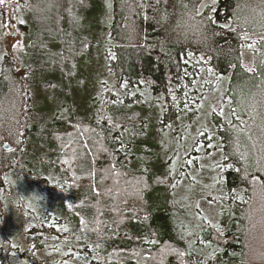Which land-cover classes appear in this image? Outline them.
Here are the masks:
<instances>
[{"label": "trees", "instance_id": "1", "mask_svg": "<svg viewBox=\"0 0 264 264\" xmlns=\"http://www.w3.org/2000/svg\"><path fill=\"white\" fill-rule=\"evenodd\" d=\"M10 2L0 0V19L7 18ZM96 5L97 0H15L12 6L5 32L27 31V63L12 86L27 91L16 119L0 121V264H252L248 230L257 188L264 190V152L256 164L254 155L247 157L242 132L232 130L229 140L222 131L211 134L209 140L221 138V216L217 228L191 236L194 229L183 209L180 218L193 229L186 236L189 248L174 238L176 231L185 235L175 227L176 216L165 204H152L153 193L174 186L178 177L146 169L152 145L134 137L151 115L141 108L142 96L131 94H164L166 117L186 114L197 100L193 87L199 79L213 71H233L234 76L243 71L246 30L237 20L264 8V0H113L111 33L121 45L109 68L111 87L121 92V108L108 105L101 122L74 115L57 127L44 126L36 88L51 77L63 82L79 76V64L93 44L80 22ZM19 13L27 25L17 20ZM127 30L131 36L125 37ZM3 64L1 78L18 63L5 54ZM35 137L49 144V163L62 176L58 183L44 181L40 191L76 218L70 232L63 227L62 233L59 221L38 215L26 231L9 221V200L16 197L15 182L28 174L29 144ZM18 201L14 210L25 224L31 216L23 210L24 200Z\"/></svg>", "mask_w": 264, "mask_h": 264}, {"label": "rangeland", "instance_id": "2", "mask_svg": "<svg viewBox=\"0 0 264 264\" xmlns=\"http://www.w3.org/2000/svg\"><path fill=\"white\" fill-rule=\"evenodd\" d=\"M14 4L15 0H11L6 9L7 18L0 19V72L5 54H9L18 63L14 70L11 69V73L7 70L8 77H0V121L10 117L16 119L21 95L27 91L25 87L16 90L12 86L15 85V80L20 81L23 63H27L24 56L27 31L15 27L5 32L10 27ZM260 9L237 20L238 27L246 30L244 38L247 44L242 53L243 71L235 76L233 71L224 75H216L213 71L199 79L193 87L194 98L197 100L191 102L186 114L178 115L177 118L166 117L164 94L154 95L147 91L145 95L142 90L131 94V97L142 96L139 101L142 103L141 108L152 116L147 121L148 124L144 125V134L140 132L139 137H134L135 140L144 137L152 145V158L146 169L178 177L174 186L153 193L155 196L152 204L163 203L176 216L175 227L185 235L176 231L174 238L186 243L189 248L191 242L186 236L189 237L193 229L191 236L208 228H217L221 216L220 193L222 184L224 186L225 183L220 164L222 151L217 148L221 138L209 140L211 134L222 131L225 139L229 140L232 130L242 132V141L245 149H248L247 157L254 155L255 163H259L264 152V8ZM19 15L20 13L17 14V20L27 25L26 21L19 19ZM113 18V0H97L95 9L84 15L80 22V30L87 31L92 36L93 44L89 54L79 64V76L63 82L58 77H51L36 88L38 100L42 102L44 126L57 127L74 115L87 116L101 122L108 105L114 110L121 108V92L111 87L114 78L109 68L116 48L121 45V41L112 37ZM120 31L118 35L121 37ZM127 34L131 36V30L125 32V37ZM34 88L29 89L33 97ZM239 124L243 126L241 130H236ZM142 128L143 126L135 127L137 131ZM130 134L131 128L125 131L126 139ZM204 140L208 142L205 143ZM195 150L209 157H197ZM28 152V174L18 178V183L15 182L18 189H13L16 197L9 200V221L16 226L23 225L26 231L35 225L38 217L48 218L62 224V233L63 227L66 231H72L76 218L69 216L55 201L45 198L40 191L44 181L58 183L62 180L61 174L49 163L53 154L51 147L35 137L31 139ZM19 199L24 200L23 210H26V216H31L25 224L21 218L18 220L14 210ZM253 205L252 224L248 230L249 261L252 264H264V190L259 191L257 188ZM183 209L187 215L186 222L193 229L181 219L179 213ZM20 242L25 244L24 234Z\"/></svg>", "mask_w": 264, "mask_h": 264}, {"label": "flooded vegetation", "instance_id": "3", "mask_svg": "<svg viewBox=\"0 0 264 264\" xmlns=\"http://www.w3.org/2000/svg\"><path fill=\"white\" fill-rule=\"evenodd\" d=\"M242 126H243V124H242Z\"/></svg>", "mask_w": 264, "mask_h": 264}]
</instances>
